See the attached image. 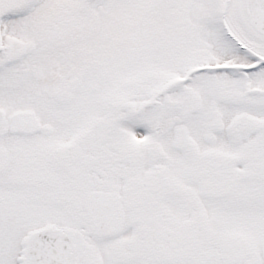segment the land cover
Returning <instances> with one entry per match:
<instances>
[{
  "label": "snow or ice",
  "instance_id": "1",
  "mask_svg": "<svg viewBox=\"0 0 264 264\" xmlns=\"http://www.w3.org/2000/svg\"><path fill=\"white\" fill-rule=\"evenodd\" d=\"M0 264H264V0H0Z\"/></svg>",
  "mask_w": 264,
  "mask_h": 264
}]
</instances>
